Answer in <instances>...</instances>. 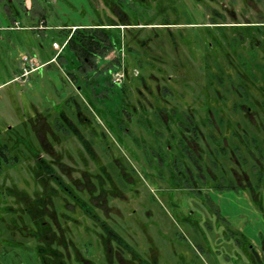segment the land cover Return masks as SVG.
<instances>
[{
  "label": "rangeland",
  "instance_id": "rangeland-1",
  "mask_svg": "<svg viewBox=\"0 0 264 264\" xmlns=\"http://www.w3.org/2000/svg\"><path fill=\"white\" fill-rule=\"evenodd\" d=\"M112 1L132 28L125 29L126 39L119 29H109L114 48L119 50L134 35L129 47L141 51L125 45L119 69L112 66L116 57L111 49L96 65L78 70L79 59L67 44L62 46L68 29L61 27L120 22L105 0H31L29 12L22 0H0V142L15 157L14 164L3 162L0 170V264H249L243 241L247 252L248 244L264 262V188L253 184V194L243 188H218L211 180L199 184L197 191L173 192L168 166H158L153 158L157 148L163 152L169 145L165 156L187 163L180 154L184 143L179 142L185 136V147L193 154L214 152L219 178L233 177L237 186L244 177L254 181L259 152L264 165V0ZM256 37L259 50L252 46ZM157 64L161 73L152 67ZM91 68L94 72L86 71ZM139 75L145 80L133 83ZM124 81L130 85L131 103L139 106L140 101L150 108V129L140 116L123 119L130 135L117 130L120 147L113 141L114 132L106 133L103 145L126 158L129 164L123 165L108 160L99 139L81 126L94 151V160L89 159L75 136L52 126L54 120L63 111L77 122L73 105L78 103L98 130L104 129L106 119L112 122L106 114L99 116V109L116 113L122 101L118 83ZM164 89L169 95L157 103ZM158 105L168 110L161 113L162 121L153 109ZM186 114L199 130L194 137L184 129ZM35 115L44 120L33 119ZM17 135L27 140L15 143ZM30 142L43 158L59 160V171L67 172L77 193L85 182V200L93 215L73 201L68 209L61 190L50 197L45 211L32 206V189L38 197L43 193L31 178ZM243 158L247 166L240 163ZM100 172L101 196L95 178ZM8 206L13 209L6 210Z\"/></svg>",
  "mask_w": 264,
  "mask_h": 264
},
{
  "label": "flooded vegetation",
  "instance_id": "flooded-vegetation-1",
  "mask_svg": "<svg viewBox=\"0 0 264 264\" xmlns=\"http://www.w3.org/2000/svg\"><path fill=\"white\" fill-rule=\"evenodd\" d=\"M105 1L107 2L109 9L112 12H115L119 16L120 22H114L112 19H108V20H106V22H98L96 24H90L87 26L74 25L71 27H61L63 29H68L67 32L69 31V34H68L66 40L62 44L63 47L65 46L64 44H67L68 38L70 37L71 32H73V30L75 28H81V27H99L100 28L101 27V28H106L108 31H109V29H119L121 37H123L126 34L125 29H132V28H129V26L131 24H129L128 21L123 19L125 17L123 14H125V13H123L119 9V7L114 3V1H112V0H105ZM195 1L197 3L199 2L198 0H195ZM21 3L23 4L25 11L29 12L30 9H32L33 4L31 3V0H30L31 4H29V8H28L29 10H26L27 8L25 6L24 0H22ZM110 4H114V7L110 6ZM115 7H116V9H115ZM220 16L223 17L224 15L220 14ZM203 24L204 23H201L200 26H203ZM222 24H224V23H222ZM217 26H218V29H220L221 28L220 26H225V25H217ZM256 31L260 33L261 32L260 27H256ZM201 42L202 41L199 40V44ZM259 42H260V40L257 39V37H256L254 43H252V46H255L256 50H259V48H260ZM144 44H145V42L143 44H140L141 47L145 46ZM183 45L191 48L190 44L184 43ZM196 45L199 46L198 44H196ZM156 46L157 47L159 46L158 48H161L160 44L156 45ZM53 47H58V45L56 43H53ZM124 48H125V44H122V46H120L119 50H117L114 47L113 48L111 47L110 49H102L101 53L99 51H96V50L93 51L92 49H90V51L93 53L91 56V59L86 58L84 54H82V57H81L74 50H72V49L71 50L75 54V56L79 59L78 70H81L83 68V66L86 64L93 63L94 65H96L97 64L96 59H98L102 55L103 52H106V51L112 49L113 51H115L114 57H118L119 52L124 50ZM133 48H134V46H133ZM174 51H176V49ZM150 53L153 54L152 51H150ZM153 55H155V54H153ZM119 58H120L121 65H123L121 57H119ZM157 65H158V67H157ZM157 65L152 66V67L157 68V70L160 71V73H161V71H162L161 65L160 64H157ZM174 67H175V63H174ZM86 71L94 72L92 70V68H91V70H86ZM195 76L193 77V79L195 78ZM72 77H75V76L72 75ZM137 77H138V80L136 79ZM137 77L135 78V80H132L133 83L136 81L142 83L145 80L143 75H139ZM121 84L123 86H119V89H120L119 91L121 92L122 101L117 102V105L115 106L116 108L114 109L116 111V113L113 112V114H110V112H108L107 109H105V111L99 109L100 110L99 116H101L103 118V114H106V115H108V117H110V120L112 122V123H109L107 119L105 120V125H103V128L105 130L104 129L98 130L97 125H95V123H94L95 119L88 118L85 114H83L82 111L77 106L78 103L73 105L76 107L74 115H75V119L77 122H73V120L69 116L65 115V113L63 111L59 112V114H62V116H63V124L56 123L57 118L54 120V125H52V126H54L57 130L64 132V134L66 132H69L73 136H75L79 145H81L82 149H84V151L87 154V156L89 157V159L94 160L93 159V155H94L93 152L94 151L91 148V144L88 140L89 138L86 139L85 136H83V133H82L81 128H80L81 126H84L85 128H87L91 137H95L96 139H99L101 145H103L102 139H105L106 133H108L109 130H112L114 132V135H115L113 137V141L116 142L118 147H120V145H123V141L120 138H118V133H117L118 129H120V130L124 129L125 130L124 126L122 125L123 119L126 118L127 120L132 121L134 119V117L140 116L141 117L140 120H142L141 124H143V126H146L147 130L150 129V126H151L150 125L151 124L150 118L147 116V114H148L147 109H150V108L145 107L143 105V103L140 101H138L140 103L139 106L132 104L131 99H130L131 98V91L129 89L130 85L125 81ZM167 93L169 95V91H166L165 89L161 90L159 96H157L155 98L156 100H154V101H156L157 103L161 102V104H162L163 103L162 100L165 99V96L167 95ZM130 106H131V108H129ZM153 106H154V103H153ZM153 109L155 110L156 117L159 121H162L161 113L162 112H165V113L168 112L167 108L159 107V105L157 108H153ZM174 109L175 108H173V110ZM168 115H169V113L167 114V116ZM186 115H187L186 116L187 123H186V125H184V129L187 133H190L192 135V137H194V135L195 136L197 135V132H199V130H198L195 123H191L192 117L188 114H186ZM34 118H36V120H39V119L44 120L43 115H35L33 117V119ZM64 120H65V122H64ZM95 122H99V121L96 120ZM165 124H166V122H165ZM47 126H49V124H47ZM49 128H50V126H49ZM126 133H128V135H130L129 132L126 131ZM208 138L213 141V136H212L211 132H208ZM35 139L37 140L38 144L41 145L42 148L44 149L45 143L43 142V140H39L37 135H35ZM184 139L186 140L185 136L181 137L179 140L180 143L181 142L184 143V145L182 146L184 149H182L183 151L181 150L182 152H180V154L181 155L183 154L184 158H186L187 163L184 162L182 158L178 159L177 157H174V156H169V158H167L165 156V153H166L165 151L166 150L168 151V149L170 147L169 145H165L166 148L163 152L160 151V148H157L156 152H155L156 156H153V158L156 159V163L158 164V166H163V167L168 166L169 171H167V172H168V178L170 179V184H169L170 188L169 189L171 191L172 190H173V192L175 190L197 191L198 188H200V186L202 184L208 183L211 180L213 181L212 185L215 187H218V188L229 187V188H234V189L243 188V189H246L247 191H249L253 194H254L253 184H257V186L259 188H264V165H262L263 154L261 152H259V156H260L259 161L261 163L260 167L254 169V171H257V175L254 179L255 182L254 181L251 182V181H249L248 177H246V178L244 177L242 179V186H237L238 184H236L234 182L233 177L232 178H229V177L219 178L218 176H216V174L214 173V170L216 169L215 160L213 159L214 152H212L211 150L208 149V150H205L204 153L201 154V156L199 155V153H197L195 155V154H193L192 151L189 150L190 148L187 149L185 147L186 142ZM25 140H27L26 137L24 138L21 135H17V137L15 139V143H23V141H25ZM130 140L135 145L138 144L137 140L134 137H132ZM263 141H264V139L261 140V142H263ZM253 142L255 143L254 139H253ZM3 144H5V143H3ZM215 144H217L216 141H215ZM5 145L7 146V144H5ZM27 145H29V144H27ZM103 146L106 148V151L108 153V156H109L108 160H111L112 162H114V160H117L119 162V164L121 163L123 165L125 163L129 164L127 162L124 163V161H126V158H124V157L121 158L119 156H115L112 148L105 146V145H103ZM28 147L30 148L29 150L33 153V157H32L33 158L32 159L33 160V167H32V170L30 172L31 178L34 182L40 183V185L42 186V193H43L42 197H38V195H37L38 193L36 194V189H32V192L34 195V200L30 201L32 203V206L36 205L37 210L40 212L45 211L46 205H48V203L50 202V197H52V195L57 194L58 190H61L62 192H64V195H65L66 201H64L65 202L64 205L67 206L68 209H70L69 206H70L71 202L73 201V202H76L79 206H82L83 207L82 209L84 210V212L86 214H89L91 212V214H89V215H93L94 213H93L92 209L90 208L89 205H87L86 200H85V197H86L85 182L84 181L82 182V186L81 185L78 186V188H77L78 193H77L76 189L71 186L70 176L68 175V177H67L65 175V173L67 174V172H65V171L60 172L59 171V169H60V167L58 165L59 160H56V158L54 156L52 158H48V159L43 158L40 155L39 150H37L36 147L32 146L31 142H30V146H28ZM137 147H138V145H137ZM7 148H8V146H7ZM109 148H110V150H109ZM8 153H9V150H8ZM238 153H241V151ZM203 154H204V156H203ZM225 154H226L225 150L223 149V147H221L220 148V155L224 156ZM235 154L236 153L233 152L234 157H235ZM145 155L148 156L147 153H145ZM233 156L231 154V158ZM10 157L14 158V160H10V162H5V163L14 164L15 163L14 162L15 157L11 156V155H10ZM236 157H237V155H236ZM205 158H207V160ZM3 162L4 161H2L1 164ZM112 162L109 165H107L109 168L113 167ZM240 163H243L244 166H247L246 159H244ZM64 168H66V167H64ZM122 168H125V167L123 166ZM99 169H100V167H99ZM66 170H68V172H69V167H67ZM101 170H102V168H101ZM125 170H127L126 172L129 173V171H128L129 166L126 167ZM80 173H81V169H80ZM242 173H244V172L242 171ZM63 175L66 177V179L63 177ZM95 178L97 179V183L99 186L97 188L98 193L101 196V192H102L101 172L99 175H95ZM159 178L162 179V177H160V176H159ZM199 184H200V186H199ZM82 192L85 193L83 199H81V197H79V195L81 196ZM173 192H172V194H174ZM20 206L22 208H24V206H28V202H27V204H24V205L20 204ZM5 209L11 211V209H13V207L8 206ZM28 219H29V222H33L31 217L29 216V214H28ZM182 220H183V218H182ZM99 222H101V226L104 225V223L100 219H99ZM186 222H190V219H189V221H186ZM21 232H24V231L22 230ZM231 233L238 236V233H236L234 231H232ZM245 242H247V241H243L242 244H243V249H244L245 254H246L245 257L247 258L248 263L249 264H264L260 255L256 251H254V249L251 247V245L247 244V247L250 249V252H247ZM36 253L38 254L37 250H36ZM73 258H74V256H73ZM38 259H39V254H38ZM43 264H54V263L52 261H51V263L44 261Z\"/></svg>",
  "mask_w": 264,
  "mask_h": 264
},
{
  "label": "trees",
  "instance_id": "trees-1",
  "mask_svg": "<svg viewBox=\"0 0 264 264\" xmlns=\"http://www.w3.org/2000/svg\"><path fill=\"white\" fill-rule=\"evenodd\" d=\"M164 23H170V22H164ZM69 34V31L66 32V38ZM125 39L127 35L125 34ZM134 35L129 36L128 41H125V45L127 47V50H133L136 52H140V50H135L133 47H129V42L134 41ZM163 41V40H160ZM144 41L140 44H143ZM67 45L70 47V49L74 50L78 55L82 57V54L85 55L86 58L91 59L92 52L93 51H99L102 52V49H110L111 47H114V44L111 41L110 33L106 28H99V27H81V28H75L73 32H71L70 37L68 38ZM101 50V51H100ZM104 54L102 53V56ZM139 61L141 59L139 58ZM116 64H113L112 66L114 68L119 69L121 62L119 56L115 59ZM119 86H123L121 83H118ZM120 90V89H119ZM62 114L56 119V123L63 124V120L61 118ZM10 160H14V158H11L8 153V148L5 144L0 142V169H1V162H10ZM237 241H239L238 238H236ZM242 244V243H241Z\"/></svg>",
  "mask_w": 264,
  "mask_h": 264
},
{
  "label": "crops",
  "instance_id": "crops-1",
  "mask_svg": "<svg viewBox=\"0 0 264 264\" xmlns=\"http://www.w3.org/2000/svg\"><path fill=\"white\" fill-rule=\"evenodd\" d=\"M24 3H25V6L27 8L26 10H29L28 8H29L30 0H24ZM13 19H15V18H13Z\"/></svg>",
  "mask_w": 264,
  "mask_h": 264
},
{
  "label": "built area",
  "instance_id": "built-area-1",
  "mask_svg": "<svg viewBox=\"0 0 264 264\" xmlns=\"http://www.w3.org/2000/svg\"><path fill=\"white\" fill-rule=\"evenodd\" d=\"M14 25L17 26L18 25V22L17 21H14ZM24 71L26 72L27 70H24Z\"/></svg>",
  "mask_w": 264,
  "mask_h": 264
}]
</instances>
